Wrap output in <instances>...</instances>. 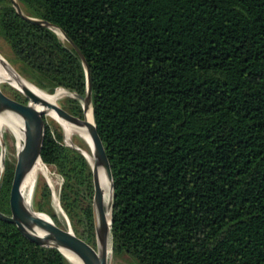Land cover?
Returning <instances> with one entry per match:
<instances>
[{"label":"trees","instance_id":"1","mask_svg":"<svg viewBox=\"0 0 264 264\" xmlns=\"http://www.w3.org/2000/svg\"><path fill=\"white\" fill-rule=\"evenodd\" d=\"M18 1L28 16L59 26L87 60L114 179L115 258L264 264V0ZM0 34L29 83L50 95L59 87L86 95L76 49L21 17L11 0H0ZM52 125L43 163L62 175L61 206L94 246L92 167ZM14 171L7 164L5 214ZM33 205L65 226L44 179ZM0 264L72 263L0 218Z\"/></svg>","mask_w":264,"mask_h":264},{"label":"water","instance_id":"2","mask_svg":"<svg viewBox=\"0 0 264 264\" xmlns=\"http://www.w3.org/2000/svg\"><path fill=\"white\" fill-rule=\"evenodd\" d=\"M11 1L17 12L25 20L33 24L48 27L58 34L55 28H60L59 26L46 20L28 16L23 11L18 0ZM61 31L65 39L76 49L86 68L88 82L86 95L72 92L74 93L72 98L79 100L82 104L83 115L44 99L31 92L27 87H24V92H22L28 99L27 103L13 99L0 88V114L5 111H12L23 116L26 121V141L22 151L18 154L10 193L11 214H5L0 211V218L17 225L30 240L38 245L59 249L72 264L73 262L65 250L77 255L84 264H110V253L112 252V210L114 203L113 172L104 143L97 130L92 103V79L87 60L75 42L62 29ZM16 72L21 78L26 79L21 73ZM82 101H84V104ZM89 109L93 113V123H89L86 119V113ZM51 111H54L62 119H74L90 131L93 140V148L91 150L92 161L82 150L64 145L83 154L92 167L94 181L93 220L96 246H93L78 236L70 222L67 226H59L49 215V219H46L40 215L43 212L34 210L32 205L27 207L24 204V199H27L22 195L23 181L27 174L34 168L37 160L39 158L42 159L41 154L47 130V120H51L48 118V114ZM5 173V158L0 156V191L4 182ZM102 174L106 175L110 183L111 193L108 200L104 197L103 187L101 185ZM109 215L110 224L107 219Z\"/></svg>","mask_w":264,"mask_h":264},{"label":"bare ground","instance_id":"3","mask_svg":"<svg viewBox=\"0 0 264 264\" xmlns=\"http://www.w3.org/2000/svg\"><path fill=\"white\" fill-rule=\"evenodd\" d=\"M55 30L58 32L60 38H65L60 28L56 27ZM0 82H6L7 84L11 85L14 89L16 88L20 92H24L23 88L27 87L28 89L31 90V92L39 95L40 97L44 99H47L55 103H57L58 100L62 98H65V97L72 98L74 96V93L70 94L69 91L62 89V88L57 89L54 95H50L38 89L37 87L29 83L26 79L21 78L18 75V73L15 71V69L10 65V63L6 62L1 56H0ZM82 103L84 104V101H82ZM0 118L9 124L12 132L15 134L17 141H18V154H19L22 151L25 141H26L25 118L21 116L20 114L12 112V111H5L1 113ZM48 118H51L57 124L62 126V129L64 130L63 132L65 134V139H66L65 143L67 146L82 150V152L92 161L93 158L91 155V150L93 148V140H92L90 131L87 127L82 126L80 123H78L77 121L71 118L62 119L54 111H51L48 114ZM86 119L89 123H93L94 118H93V113L91 109L87 111ZM75 135L80 137L87 144L88 151H86L85 149L73 143L72 140ZM40 172L46 173L47 166L43 163V160L39 158L34 168L29 172V174H27V176L25 177L23 181V185H22L23 197L27 191H29V193L33 191L32 189L35 185L37 175ZM101 185L103 187L104 197L106 200H108L110 193H111V188H110V183L106 175L104 174L101 175ZM29 200L24 199V204L27 207L31 206ZM40 215L41 216L44 215L46 216V219H49L47 214L41 213ZM107 219H108V223L110 224V215L108 216ZM65 252L67 253L68 257L72 260L73 264H84V262L74 253L67 251V250H65Z\"/></svg>","mask_w":264,"mask_h":264},{"label":"rangeland","instance_id":"4","mask_svg":"<svg viewBox=\"0 0 264 264\" xmlns=\"http://www.w3.org/2000/svg\"><path fill=\"white\" fill-rule=\"evenodd\" d=\"M62 39L63 40H66L65 38H62ZM0 56L6 62H9L10 65L16 71H18L17 65L14 63V59H15L14 58V53H13L10 45L8 44V42L5 40V38L1 34H0ZM0 88L7 95H9L10 97H14L15 93H14V91L12 89L13 87L11 85L7 84L6 82H0ZM62 89H65V88H62ZM44 91L48 93V91H46V90H44ZM18 92L21 93L25 97V95L22 92H20V91H18ZM70 99H73V98H68V97L62 98V99L58 100L57 104L59 106H62V107H65V108L69 109L70 111H73V110H71L69 108L70 107V103H71V102H69ZM80 104H81V102H80ZM81 107H82V104H81ZM76 113H78V112H76ZM78 114L83 115V109ZM49 119H51V118H49ZM47 121H48L47 124L53 123L52 127H54V128L58 127V130H60V132L62 133V136H63V143L66 145V143H65V141H66L65 134L63 132L64 130L62 129V126H60L59 124H57L52 119L51 120H47ZM72 141H73V143L75 145H77V146L85 149L86 151H88L87 144L80 137H78V136L75 135L73 137V140ZM0 156L3 157V158H5L6 169H7V164L10 165L11 167H14L15 168L16 163H17V159H18V141H17V138H16L15 134L12 132L9 124L7 122L3 121L1 118H0ZM45 165L47 166V172L46 173L40 172L37 175L35 185H34V187L32 189L33 191H31L30 193H29V191H27L25 193L24 197L26 199H30L32 208L34 210H36L34 208L33 202H34V197L36 195L38 181L40 179H44L48 183V185L50 186V188L52 190V205H53L55 211L58 212L59 217H60L62 223L65 226H67L68 223L70 222V220L67 217L65 211L63 210V208L61 206V201H60V193H61V189H62V185H63L64 179H63L62 175L60 173H58V171L56 170L55 167L49 166L47 164H45ZM55 195H56V197H55ZM93 198H94V196H93ZM56 201H58V202H56ZM39 212H41V211H39ZM43 213L49 215L46 212H43ZM43 217L46 218V216H44V215H43ZM70 224H71V222H70ZM71 226H72V224H71ZM72 228H73V226H72ZM94 246H96V234H95V245ZM110 264H137V263H136V261L132 257H130L128 255H123V256H120L118 258H115V256L113 255V251H112L110 253Z\"/></svg>","mask_w":264,"mask_h":264},{"label":"flooded vegetation","instance_id":"5","mask_svg":"<svg viewBox=\"0 0 264 264\" xmlns=\"http://www.w3.org/2000/svg\"><path fill=\"white\" fill-rule=\"evenodd\" d=\"M75 112V111H74Z\"/></svg>","mask_w":264,"mask_h":264}]
</instances>
